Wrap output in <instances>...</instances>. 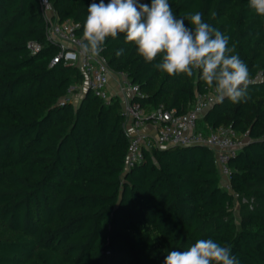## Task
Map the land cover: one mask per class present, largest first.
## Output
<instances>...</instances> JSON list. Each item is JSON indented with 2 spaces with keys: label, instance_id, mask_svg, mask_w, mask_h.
Masks as SVG:
<instances>
[{
  "label": "trees",
  "instance_id": "trees-1",
  "mask_svg": "<svg viewBox=\"0 0 264 264\" xmlns=\"http://www.w3.org/2000/svg\"><path fill=\"white\" fill-rule=\"evenodd\" d=\"M51 2L83 38L87 7L99 0ZM169 4L189 27V14L201 12L236 45L250 79L263 77L248 85L247 102H216L199 121L204 132L225 127L248 138L228 163L240 198L223 187L207 147L145 149L144 162L128 170L120 98L85 93L76 67H51L58 48L47 39L39 0H0V264H164L169 251L208 238L230 247L240 264H264V17L249 0ZM100 55L140 87L133 102L149 114H187L211 89L199 74L161 72L159 56L146 63L123 34L107 38Z\"/></svg>",
  "mask_w": 264,
  "mask_h": 264
},
{
  "label": "clouds",
  "instance_id": "clouds-1",
  "mask_svg": "<svg viewBox=\"0 0 264 264\" xmlns=\"http://www.w3.org/2000/svg\"><path fill=\"white\" fill-rule=\"evenodd\" d=\"M249 7L264 17V0H249ZM201 12L178 18L169 0H99L87 7L83 24V39L79 55L99 57L107 38L124 35L125 43L135 45L136 52L146 63L158 56L155 68L169 76L199 74L209 88L214 89L217 102L232 103L250 99V73L247 64L229 46L230 37L202 19ZM124 49L116 51L121 56ZM164 264H240L230 247L215 240L198 239L185 250L169 251Z\"/></svg>",
  "mask_w": 264,
  "mask_h": 264
},
{
  "label": "built area",
  "instance_id": "built-area-1",
  "mask_svg": "<svg viewBox=\"0 0 264 264\" xmlns=\"http://www.w3.org/2000/svg\"><path fill=\"white\" fill-rule=\"evenodd\" d=\"M39 2L47 22V39L58 48V54L53 59L51 67L61 62L76 67L84 76L85 90H90L95 97L105 102H110L115 96L120 98L127 119L126 131L130 137L126 165L128 170L144 162L145 149L171 146L207 147L215 153L223 187L230 191L235 199L240 198V195L232 189L228 163L231 157L244 148L248 143V138L240 137L231 128L221 127L208 132L199 128V121L217 102L214 89L200 94L187 114L177 115L175 111L169 112L163 109L149 114L139 103L133 102L134 97L141 96L140 87L133 84L125 73L113 72L107 59L102 55L99 57L79 55V45L83 39L77 34L80 25L72 20L61 22L51 0H39ZM29 46L33 53L41 49L36 43H31ZM112 75L117 77L115 92L110 89ZM262 79V75L259 74L255 79H250L249 84ZM127 93L131 97L126 96ZM82 94L83 92L80 95ZM149 118H152L153 122L148 123ZM148 124L156 127V134L151 135L144 130Z\"/></svg>",
  "mask_w": 264,
  "mask_h": 264
},
{
  "label": "crops",
  "instance_id": "crops-1",
  "mask_svg": "<svg viewBox=\"0 0 264 264\" xmlns=\"http://www.w3.org/2000/svg\"><path fill=\"white\" fill-rule=\"evenodd\" d=\"M110 89L112 90V92L116 91V87H117V77L116 75H112L111 77V82H110ZM126 96L131 97V95L129 93L126 94ZM147 133L154 135L156 134V127H154L152 124H148L145 129H144Z\"/></svg>",
  "mask_w": 264,
  "mask_h": 264
},
{
  "label": "rangeland",
  "instance_id": "rangeland-1",
  "mask_svg": "<svg viewBox=\"0 0 264 264\" xmlns=\"http://www.w3.org/2000/svg\"><path fill=\"white\" fill-rule=\"evenodd\" d=\"M81 98H82V95H76V96L73 97V102L76 105H78L79 102H80V100H81ZM242 207L243 206H241V204H238V203L236 204L235 215H236L237 220H239V215L243 211V208Z\"/></svg>",
  "mask_w": 264,
  "mask_h": 264
},
{
  "label": "water",
  "instance_id": "water-1",
  "mask_svg": "<svg viewBox=\"0 0 264 264\" xmlns=\"http://www.w3.org/2000/svg\"><path fill=\"white\" fill-rule=\"evenodd\" d=\"M89 91H90V90L87 89L85 93H88ZM194 147H200V146H194Z\"/></svg>",
  "mask_w": 264,
  "mask_h": 264
}]
</instances>
